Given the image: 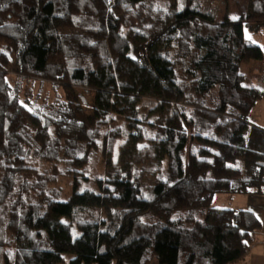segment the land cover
Listing matches in <instances>:
<instances>
[{
	"label": "trees",
	"instance_id": "1",
	"mask_svg": "<svg viewBox=\"0 0 264 264\" xmlns=\"http://www.w3.org/2000/svg\"><path fill=\"white\" fill-rule=\"evenodd\" d=\"M203 1L0 0V264L249 252L257 216L211 204L264 194V131L249 121L264 91L243 73L264 61L248 35L264 34V0L221 22ZM29 84L54 100L23 101ZM96 154L108 165L93 178Z\"/></svg>",
	"mask_w": 264,
	"mask_h": 264
},
{
	"label": "rangeland",
	"instance_id": "2",
	"mask_svg": "<svg viewBox=\"0 0 264 264\" xmlns=\"http://www.w3.org/2000/svg\"><path fill=\"white\" fill-rule=\"evenodd\" d=\"M164 5L167 4V1H164ZM246 6V1L245 0H204L202 3V10L204 12H207L209 14H215L217 22H221L224 19H229V20H234L238 19L241 14L244 12ZM164 7V6H163ZM249 37L253 38L254 42H258L260 44H263V42L260 41V38L264 35H254V34H248ZM248 66H245L243 68V72L246 73ZM13 70L14 67H11ZM11 78V77H10ZM29 86H33L31 92V96H22L23 101L30 100V103H34L37 105H40L44 100H49L52 101L54 100L56 96V91L54 87L50 85H45V84H35ZM59 94H62L63 92L59 90ZM84 99H85V108L86 111L90 114L92 111V99L93 96L91 95H85L84 94ZM151 100L145 99L144 100V106H151ZM118 151L115 153L114 157L117 158ZM108 164L105 162V160L102 158L101 154H96L95 159L91 162L90 166L86 168L87 174H89L91 177H99L105 173L106 166ZM45 168V167H44ZM70 180L69 179H63L62 182L60 183V189L63 190V196L61 199L66 200L69 198L71 194V187L69 185ZM225 196L224 195H218L215 196L211 208L214 209H223V210H233L235 205L233 204H228L227 202L224 201ZM151 264H159L157 261H153Z\"/></svg>",
	"mask_w": 264,
	"mask_h": 264
},
{
	"label": "crops",
	"instance_id": "3",
	"mask_svg": "<svg viewBox=\"0 0 264 264\" xmlns=\"http://www.w3.org/2000/svg\"><path fill=\"white\" fill-rule=\"evenodd\" d=\"M253 42V38L249 37ZM263 44L255 42L264 49V35L260 38ZM246 73V85L264 91V61L252 62L248 65ZM249 121L252 125L264 131V99L259 101L249 115ZM224 201L229 205L234 204L233 211H250L254 213L261 223V230L256 232V241L243 257L235 264H264V194L248 195H224ZM230 210V209H229Z\"/></svg>",
	"mask_w": 264,
	"mask_h": 264
}]
</instances>
